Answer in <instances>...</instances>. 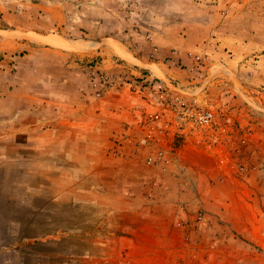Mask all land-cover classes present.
<instances>
[{
	"label": "rangeland",
	"instance_id": "1",
	"mask_svg": "<svg viewBox=\"0 0 264 264\" xmlns=\"http://www.w3.org/2000/svg\"><path fill=\"white\" fill-rule=\"evenodd\" d=\"M24 3L0 34V264H264V0Z\"/></svg>",
	"mask_w": 264,
	"mask_h": 264
},
{
	"label": "crops",
	"instance_id": "2",
	"mask_svg": "<svg viewBox=\"0 0 264 264\" xmlns=\"http://www.w3.org/2000/svg\"><path fill=\"white\" fill-rule=\"evenodd\" d=\"M24 2H27V0H25ZM23 2V3H24ZM22 2H17V1H5V0H0V34L3 33V32H6V31H15V30H19L18 26L15 27L13 26L12 24H9V27L7 28H4L3 26H1V24L4 22V21H7V23H9L8 21L12 20V21H15V20H19L20 18L24 17V12H21L20 9L21 8H24V5H26L25 3L23 4ZM66 2H61V4H52V8H61L63 9L65 7V4ZM10 5H13L14 7H10ZM66 7H67V4H66ZM49 35L47 36H42V35H37L35 34L34 35V39L37 41L39 40V38H46L48 37ZM57 37H60V36H57ZM61 39H64L62 37H60ZM41 40V39H40ZM65 41H68L66 39H64ZM42 41V40H41ZM46 41V40H45ZM43 41V43L49 45V46H52V47H55V48H61L57 45H53L51 44L50 42H45ZM71 42V41H69ZM72 106H70V108L72 109V111L69 113L70 116L72 115V117L70 118H73L72 120H74V122H79V120L82 118V117H77V114L78 112H76V109L72 108ZM75 116V117H74ZM76 125V123H74ZM73 124V125H74ZM130 202H136L138 201V198H132L129 200ZM158 211H160V244H158V246L160 247V250H163V251H160V257H162L163 259H166L167 257H169V254L167 252V250H173V249H177V239H176V234L174 232V234H172V223H173V220H174V213H170L168 211V209L166 207H163V206H160V209H157ZM133 213H136L135 215V219H137V217H140L141 219L143 218H147V214L144 210L140 211L139 214H137V211L133 212ZM159 216L158 214L156 215L155 214V218ZM135 221V220H134ZM143 222H146L147 219H144L142 220ZM131 227V232L132 233H137L139 228L137 226H134V225H130ZM145 229V228H144ZM132 245L136 246V241H134L132 243ZM133 246V247H134ZM160 261H162L160 259Z\"/></svg>",
	"mask_w": 264,
	"mask_h": 264
},
{
	"label": "bare ground",
	"instance_id": "3",
	"mask_svg": "<svg viewBox=\"0 0 264 264\" xmlns=\"http://www.w3.org/2000/svg\"><path fill=\"white\" fill-rule=\"evenodd\" d=\"M38 39L39 40L41 39L42 41H45L46 40L45 42L48 41V42H50L53 45H57V46H59L61 48H65V49L71 48V46L73 45L71 42L65 41L64 39H61L60 37H57L55 35H49L46 38H39L38 37Z\"/></svg>",
	"mask_w": 264,
	"mask_h": 264
},
{
	"label": "built area",
	"instance_id": "4",
	"mask_svg": "<svg viewBox=\"0 0 264 264\" xmlns=\"http://www.w3.org/2000/svg\"><path fill=\"white\" fill-rule=\"evenodd\" d=\"M212 115L210 112L206 111V112H203L201 115H200V119L202 121H205V122H208L210 119H211Z\"/></svg>",
	"mask_w": 264,
	"mask_h": 264
}]
</instances>
